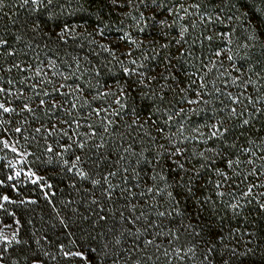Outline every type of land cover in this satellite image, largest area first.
Here are the masks:
<instances>
[{
	"label": "trees",
	"instance_id": "trees-1",
	"mask_svg": "<svg viewBox=\"0 0 264 264\" xmlns=\"http://www.w3.org/2000/svg\"><path fill=\"white\" fill-rule=\"evenodd\" d=\"M64 2L65 0H61V3ZM181 2L186 5L200 3L201 7L190 8L191 15L177 20L175 26L168 30V40H173V43L163 52L157 46V52L160 57H174L173 64L180 69V87H187L189 77L196 79L198 76H204L207 90L212 92V96H205L209 101L207 105H188L178 102L182 100V97L177 95L179 89L166 92L168 99H176L172 105H165L173 119L170 126L165 127L164 135L176 140L177 146L187 149L186 156L189 160L186 167L195 165L199 169L204 161L193 153L205 152L206 156H210L207 148L214 147L219 150L221 147L219 141L207 139L209 128L206 125L214 123L217 119H224L231 129L229 142L234 140L237 145L236 149L230 151L239 155L237 150L241 146L251 148L255 153L252 157L255 165L242 167L246 172L255 167L260 174L258 178L250 176L249 181L264 184V169L260 167L264 164V159L259 158L264 157V0H227V3L223 0ZM78 3H82L87 11H77ZM100 3L104 6L99 12L100 19H97L98 5L95 0H72V7L67 10L75 14L61 18L75 26L74 32L67 37V43L55 36V32L59 31L57 25L60 21H47V9L42 7L39 12H33L31 5L21 6L22 0H3L0 6V39L7 40L9 51L16 53L14 56L0 55V87L10 90L11 95L6 99L16 108L11 114L0 113V141L7 140L9 143L8 148L0 143V181H3L0 184V197L7 195L12 201L7 203L0 200L4 205L3 209H0V231L8 228H13L14 232L18 230L16 238L21 241L20 244L13 242L9 246L6 259L8 264H32L33 259H37L40 264H88V261L78 257L64 256V252L79 251L88 256L92 264H199L200 252L204 245L187 227L190 223L194 225L195 221L176 215L169 206L167 197L158 196L155 192L148 194L145 181L150 175L149 168H144L140 178L136 179L132 168L135 167L139 171L143 165L136 164L138 156L122 153L120 145L125 142L132 143V138L128 135L129 129L125 126L126 122L131 121V112H121L120 117L109 115L114 124L108 126L107 132H104L102 127V121L106 123L103 119L105 114L101 113V116L97 117L91 113L92 109L107 107L112 102L111 98L99 96L98 91H105L106 86L115 88L117 81L123 83L122 67H132L124 57H120L124 61L123 65L113 60L101 45L116 49L119 55L125 50V45L122 41L117 47L116 38L124 32H131L138 39L145 38L135 31L131 19L121 16V13L129 11L127 0H122L124 7L115 9L107 0H100ZM53 11L58 13L59 8L54 5ZM132 14L138 16L135 11ZM207 17H211V20L202 19ZM121 19L123 24L120 23ZM33 20L42 22V30L33 31ZM193 23L194 28L191 26ZM181 25L188 26V32L185 34L188 43L182 47L174 42V38H179L177 32ZM97 26L104 31L102 37L94 31ZM117 28L122 31L118 32ZM253 28L257 29L258 38L255 41L248 39L253 33ZM150 31L151 29L146 30ZM209 34L214 35L211 45L203 40V36ZM49 35L51 39H48ZM164 42L163 39L160 40V43ZM246 43L248 47H244ZM220 48L224 50L225 55H233L234 59L228 61L222 55V66L217 62L215 65L209 64L211 71L203 68L202 63L214 59L211 53ZM228 49H231L230 53ZM141 52L152 55L147 47L142 48ZM180 52L184 53L183 58H180ZM135 55L139 62L140 53ZM160 57L147 63L151 66L160 65ZM77 61L79 71L76 69ZM13 64H20L26 70L21 72L12 67ZM8 68L12 70L7 71ZM97 69L101 73L99 76L95 74ZM156 71H161V67H156ZM193 73H196V76H192ZM65 76L69 77L67 81L64 80ZM47 79L57 85H71V88L61 91L70 92L77 86L82 88V94L73 93V96L67 98L69 101L75 98L77 108L71 109L69 103H65L64 108L56 112H48L38 107L40 99H49L43 95L44 90L51 89V85L42 83ZM9 80L12 81L11 84L7 83ZM33 84L36 85L35 90L31 87ZM154 86L159 91V85ZM193 90H199L198 84H192L191 89L184 95L195 99ZM20 92L23 95H18ZM36 93L40 95L37 96ZM229 93L239 96L241 103L233 105L228 99ZM247 97L252 99V104H248ZM4 99L5 96L0 95V101ZM25 102L33 107V113L21 111L20 105ZM245 105L248 111L243 118L250 119L249 126H241L239 119H228L230 107H236L240 112ZM131 107H137L139 110L143 108V104L133 105L130 99L129 108ZM181 107L184 112L177 115ZM190 107L196 108V112H189ZM256 108L261 109L259 115L255 118L249 117L248 113H254ZM65 121H78L79 127L74 122L69 126ZM89 124L93 126L92 130L97 132L96 136L90 135ZM18 127L20 132L15 131ZM37 128L40 129L39 132L36 131ZM151 131L155 136V130ZM64 132L68 135L65 136ZM142 135L132 133L133 137H137L134 147L138 154L144 149V155H149L148 149L155 146L148 138H143L141 142ZM247 139L255 140V144L247 143ZM204 140H207V143L201 142ZM74 141L83 142V150L76 147ZM160 143L167 146L165 140H160ZM63 145L72 146L65 152ZM97 145L103 146L97 148ZM13 147L17 149L16 152L11 150ZM48 147L53 151L48 152ZM120 155H125L126 158L121 160ZM75 156H80L81 161L77 163ZM243 158L242 156L241 159ZM65 161L68 163L65 164ZM73 163H76V168L69 171ZM217 166H222L219 161ZM125 168L129 169L127 173L123 171ZM80 169L96 179H102L108 171H115L117 175L109 177V182L114 185L111 198L102 195L100 187L94 188L90 180H81L76 175ZM164 171L168 173L167 168ZM16 172L21 175L16 177ZM29 172L35 173L36 176L29 178ZM202 174L205 180L217 179L211 171H204ZM9 176H12L11 180L8 179ZM36 177L40 179L34 184L32 179ZM147 182L151 186V181ZM199 183L203 184L204 180ZM137 184L138 187L134 186ZM157 184L161 188L167 187L164 181L159 179ZM245 187V184H241L239 189L235 186L231 189L224 187L222 190L225 195L217 198L212 185L209 184L206 194L215 202L216 213L225 217L223 230L227 237L225 243H228L229 248L235 245L240 251H243L245 246L253 249V255L245 258L242 264H264V213L260 212L256 200L245 209L247 221L230 219L231 212L225 207L232 200L229 192L239 197ZM125 188L129 191H122ZM261 192H264V188H254V194ZM142 193L144 194L141 195ZM256 199L264 203V197L257 195ZM157 207L159 211L168 209L172 216L159 217ZM178 207L183 210L184 202ZM208 207L210 209L212 206ZM208 215L206 210L204 216ZM216 218L215 215L212 217ZM17 220L19 224L16 223ZM169 229L179 236L178 240L167 235ZM231 229H239V232L230 237L228 234ZM157 232L161 234L157 235ZM250 233L252 235H249ZM146 239H152L154 244L160 245V250L157 251L153 245L145 248ZM192 246H196L194 261L187 257L180 260L173 252L174 248H180L183 255ZM0 247L3 245L0 244ZM165 248L169 251L168 257L163 254ZM92 249L95 251H91ZM191 255L192 253H188L189 257ZM225 259H228L227 250L216 256V264H223ZM229 264H234V261L229 260Z\"/></svg>",
	"mask_w": 264,
	"mask_h": 264
},
{
	"label": "snow or ice",
	"instance_id": "snow-or-ice-1",
	"mask_svg": "<svg viewBox=\"0 0 264 264\" xmlns=\"http://www.w3.org/2000/svg\"><path fill=\"white\" fill-rule=\"evenodd\" d=\"M2 2L3 0H0V6H2ZM223 2L227 3V0H223ZM95 3L98 5L96 12L97 19H100L99 12L102 10L104 5L100 3V0H95ZM107 3L114 9L125 6L124 3H122V0H107ZM29 5H31V11L33 12H39L42 7L47 9V21H60L57 25L59 27V31L55 32V36L64 43H67V37L74 32L75 26L70 24L67 20H62L61 18L75 14L74 12L67 10L72 7V0H65L64 3H61V0H22V7ZM54 5L59 8L58 13L53 11ZM127 7L129 11L121 13V16L131 19L134 22L133 26L135 31L144 35L145 38L138 39L134 37L131 32H124L123 35L116 38L117 47H119L122 41L125 45V50L121 51L119 55H117L116 49H111L101 45L105 51L109 52L113 60H116L119 64L123 65L124 61L120 59V57H124L128 60L132 67H122L121 71L123 83H119V81H117L115 88L106 86L105 91H98L99 96L111 98L112 102L107 107L101 106L96 109H92L91 113L97 117H100L101 113L105 114L103 119L106 123L102 121V127L103 131L107 132L108 126L114 124V121L109 119V115L120 117L121 112H131V121L130 123L126 122L125 126L129 129L128 135L132 138V143L125 142L121 144L120 148L122 153H130L134 156H138L136 164L143 165L139 171L135 167L132 168V172L134 173V177L136 179L140 178V174L144 171V168H149L150 175L147 177V181H151V186H149L148 182L145 181V187L148 194H153V192H155L158 196L167 197L169 206L173 208L176 215L187 217L190 221H195L194 225L190 223L187 227L192 230V233L198 237L204 245L200 252L199 264H216V256L220 255L223 250H227L228 252V259L223 260V264H229V260H233L234 264H242L245 258L253 255V249L245 246L244 250L240 251L235 245L229 248L228 243H225L227 237L225 236L223 230V221L225 217H221L216 213L215 202L206 194V192L207 185L211 184L216 197L222 198L225 195V192L222 190L224 187L231 189L235 186L239 189L241 184H245L246 187L244 190H241L239 197L234 196L231 192H229V195L232 196V200L226 204L225 207L231 212L230 219H242L247 221L248 216L244 214L245 209L252 203L253 200H256L260 212L264 213V203H261L256 199L257 195L264 197V192L254 194V188H264V184H256L249 181L250 176L258 178L260 173L255 167H252L247 172L245 171V168L242 167V165H255V160L252 159V157L255 156V153L252 152L251 148L243 146L237 150L239 155L236 154V152L230 151V149H236L237 145L234 140L229 142L228 136L231 129L226 125L224 119H217L214 123L206 125V127L209 128V135L207 139L219 141L221 147L219 150H216L214 147L207 148L206 151L211 153L210 156H206L205 152L193 153L194 156H199L204 161L200 164L199 169H197L195 165L186 167V162L189 160V157L186 156L187 149L183 146H177L176 140L170 136L164 135L165 127L170 126V122L173 119L169 108L165 105H172L173 101L176 99L175 97L168 99L165 95L166 92L176 91V89H179L177 95H180L182 100L178 102L186 103L188 105H207L209 101L205 99V96H212V92L207 90L208 85L204 82V76H198L196 79H191V77H189L187 87H180L181 76L178 75L180 69L173 64L174 57L171 55H164L160 57V53L157 52V46L160 51L163 52L168 50L170 45L173 43V40H168V30L175 26L177 20H183L186 16L191 15L189 9H199L201 4L194 3L186 5L181 2V0H127ZM76 10L87 11V9H84L82 3H78ZM133 11L137 12L138 16L133 15ZM202 19L210 21L211 17ZM216 19L219 21V16H217ZM31 23L34 26V32L42 30L41 21L33 20ZM120 23L123 24V19L120 20ZM191 26L194 28L195 24L193 23ZM262 27H264V22H262ZM149 29H151V31L146 32V30ZM94 31H96L101 37L104 35L103 29L98 26L94 29ZM117 31L121 32L122 29L117 28ZM187 32L188 26L181 25L177 32V36L179 38H174L175 44L181 45V47L183 44H187L188 41L185 39V34ZM89 35H91V33H89ZM51 38V35H49L48 39ZM257 38V29L253 28V33L250 37H248V39L255 41ZM17 39H19V37H17ZM161 39L165 42L160 43ZM203 40H206L209 45H211L214 40V35H205L203 36ZM248 46L249 45L247 43L244 45V47ZM144 47H147L151 51V56H149L146 52H141V49ZM0 50H2L0 51V55H16L15 51H9L8 41L5 39H0ZM228 52L230 53L231 49H228ZM135 53H140L141 55L139 62ZM191 54L192 53H188V55ZM179 55L180 58H183L184 53L180 52ZM222 55L228 61H232L234 59L233 55H225L224 50L220 48L211 53V56L214 59H209L207 63H202V67L211 71L209 64L215 65L218 62L222 66L224 62L223 59H220ZM157 57H160V65L151 66L147 63L150 60H156ZM12 67L19 69L21 72L26 70L21 67L20 64H13ZM156 67H161V71L157 72ZM76 69L79 71L78 61L76 62ZM11 70L12 68L7 69V71ZM86 70L87 69H85V71ZM109 71H111V69H109ZM95 74L99 76L101 74L100 70L97 69ZM184 75L188 74L184 73ZM192 76H196V73H193ZM68 79L69 77H64L65 81ZM161 81H163V83H160ZM169 81H171V83H169ZM7 83L11 84L12 81L9 80ZM42 83L51 85V89L50 91H43V95L49 97V99H40L38 101V107L44 108L48 112H56L59 109H63L65 103H69L71 109L74 110L77 108L76 99L74 98L69 101L67 98L69 96H73V93L82 94V88L77 86L72 91L65 92L61 91V89L71 88V85H57L51 79L44 80ZM233 83H235V81H233ZM192 84H198L199 88V90H193L195 93V99H190L187 95H184L185 92L191 89ZM154 85H159V91H157ZM173 85H175V87H173ZM31 87L35 90L36 85L33 84ZM0 95L5 96V99L0 101V113L11 114L15 112L16 108L13 107L11 102L6 99L7 96L11 95L10 90L5 87H0ZM18 95H23V93L20 92ZM36 95L39 96L40 93H36ZM95 98L96 97H93V99ZM130 99L133 105L143 104V108H139V110L137 107L129 108ZM228 99L233 105L241 103L239 96H232L230 93L228 94ZM246 99L248 104L253 103L250 97H247ZM86 102L87 101H85V103ZM221 103H223V101H221ZM20 109L21 111H27L28 113H33L34 111L33 107H31L27 102L22 103L20 105ZM188 111L196 112V108L190 107ZM221 111H223V109H221ZM247 111V105H245L244 109L240 112L237 111L236 107H230L228 119L230 120L236 118L240 120L241 126H249L250 119L243 118L245 117V113ZM183 112L184 108L181 107L177 115ZM260 112L261 109L256 108L255 112L248 113V116L255 118ZM213 116H215V113H213ZM73 122L77 124V127H79L78 121H65V123H68L69 126H71V123ZM88 128L91 130V136L97 135V132L92 130L93 126L91 124L88 125ZM182 128L183 125H181V129ZM152 129L155 130V136L151 131ZM15 131L20 132L21 129L18 127ZM36 131L39 132L40 129L37 128ZM133 132H136L138 136L141 133L143 134L141 142L143 138H148L151 144L155 146L148 149L149 155H144V149H141L139 154L137 153V150L134 147L137 143V137L132 136ZM243 134L244 133H241V135ZM64 135L67 136L68 133L64 132ZM69 139H71V137H69ZM160 140H165L167 142V146L165 143H160ZM201 142L207 143V140ZM246 142L249 144H255V140L252 139H247ZM0 143H3L5 148L9 147L7 140H2ZM74 143L76 144V147L81 150L85 147L83 142L77 143L74 141ZM262 143H264V138H262ZM71 146L72 145H63L62 147L64 148V151L67 152ZM102 146L103 145H97V148ZM11 150L13 152L17 151L14 147L11 148ZM47 151L52 152L53 149L48 147ZM242 156L244 157L243 159H241ZM125 158V155H120L119 157L121 160H124ZM259 158L264 159V157ZM75 161L77 163L80 162L81 157L75 156ZM218 161L222 166H217ZM64 163L67 164L68 161H65ZM260 167L261 169H264V164ZM73 168H76V163L72 164V168H70L69 171H72ZM165 168L168 169L167 174L164 171ZM157 169H159V171H157ZM123 171L127 173L129 169L125 168ZM204 171H211L217 179L205 180L202 174ZM15 175L16 177H19L21 173L16 172ZM27 175L29 178L36 176L35 173L31 172L27 173ZM76 175L81 180H90L94 188L99 186L101 194L106 195L109 199L113 195L114 185L109 182V177H115L117 175L115 171H108L106 175L102 176V179L93 178L83 169L78 170ZM169 176H171V179H169ZM8 179L11 180L12 176H9ZM39 179V177L32 179V183H38ZM158 179L164 181L167 187L161 188V186L157 184ZM201 180H204L203 184L199 183ZM2 183L3 181H0V184ZM134 186L138 187L139 185L137 184ZM201 189H203V191H201ZM122 191L129 190L125 188ZM143 194L144 193L141 195ZM249 197H251V199H249ZM0 200L7 203L12 202L7 195L0 197ZM182 201L184 202V209L180 210L178 206ZM221 203H223L222 200ZM209 205L212 206L210 209L208 207ZM3 207L4 205L0 203V209H3ZM206 210L209 212L208 217L204 216ZM157 214L159 217L172 216V212H169L168 209L159 211L158 207ZM214 215L217 217L216 219H212ZM101 219H104V217H101ZM16 223L19 224V221L17 220ZM153 226L158 227L156 225ZM17 232L18 230L13 232L10 238L0 231V244L3 245V247H0V264H8L6 254L8 253L9 246H11L13 242L16 244L21 243V241L16 238ZM238 232L239 229H231L228 235L231 237ZM156 234L160 235L161 233L157 232ZM167 235L172 239H179V236H177L172 229L168 230ZM249 235L252 234L250 233ZM237 243H239V241H237ZM149 245H153L157 251L160 250V245L154 244L152 239H146L144 241V247L147 248ZM195 248L196 246L189 247L187 252H184L183 255L181 254L182 249L180 248H174L173 252L180 260H184L187 257L188 259L194 261L196 258ZM61 249H63V245H61ZM91 251L94 252L95 249H92ZM188 253H192V255L189 257ZM163 254L165 257L169 256L167 248H165ZM64 256H75L80 258V260L88 261V264H92L89 257L83 252H64ZM32 264H40V262L37 259H33Z\"/></svg>",
	"mask_w": 264,
	"mask_h": 264
},
{
	"label": "rangeland",
	"instance_id": "rangeland-1",
	"mask_svg": "<svg viewBox=\"0 0 264 264\" xmlns=\"http://www.w3.org/2000/svg\"><path fill=\"white\" fill-rule=\"evenodd\" d=\"M13 232H14L13 228H8V229L3 230V234L9 236L10 238H11Z\"/></svg>",
	"mask_w": 264,
	"mask_h": 264
}]
</instances>
